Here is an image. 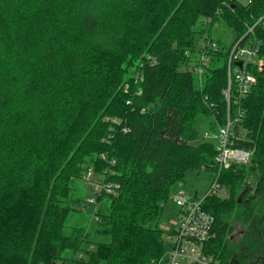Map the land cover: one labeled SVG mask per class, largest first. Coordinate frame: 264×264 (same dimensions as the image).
Returning <instances> with one entry per match:
<instances>
[{"label": "trees", "instance_id": "trees-1", "mask_svg": "<svg viewBox=\"0 0 264 264\" xmlns=\"http://www.w3.org/2000/svg\"><path fill=\"white\" fill-rule=\"evenodd\" d=\"M236 42L257 49L255 81L240 92L233 62L228 104ZM228 116L250 156L220 172L224 196L205 198V251L263 264L264 0H0V264H154L164 203L190 170L218 171ZM89 169L105 203L94 235L108 241L69 224L72 181Z\"/></svg>", "mask_w": 264, "mask_h": 264}, {"label": "built area", "instance_id": "built-area-1", "mask_svg": "<svg viewBox=\"0 0 264 264\" xmlns=\"http://www.w3.org/2000/svg\"><path fill=\"white\" fill-rule=\"evenodd\" d=\"M256 55L257 49L240 47L238 42L230 50L228 59L229 81L228 88L225 90L228 104L231 99L232 63L242 61V65L234 68V72L236 74V81L239 84L238 89L243 93L255 81V76L247 70L246 66L250 62L257 60ZM258 64H262V59L258 60ZM198 71L200 72L201 69L198 68ZM232 124L233 121L228 116L227 123L219 126L218 132L214 134V137L217 139L215 163L218 166V171L213 175L203 195H188L181 189L172 197L179 207L180 214L176 229L167 235L170 248L166 250L165 255L161 258L164 260V264H214V257L205 251V242L210 238L212 233L214 216L205 209L204 201L208 195L216 194L224 196L227 193V189L218 179L220 172L228 168L232 162H246L250 156L249 151L233 145L230 128ZM205 135L209 136L208 132H205ZM91 173L92 171L89 169L85 177L87 180L91 179ZM91 182L95 184L97 190L101 188L99 183L93 180ZM105 188L108 191L112 189L111 185ZM91 202L95 203L94 198L91 199ZM158 262L159 260L155 261L154 264Z\"/></svg>", "mask_w": 264, "mask_h": 264}, {"label": "rangeland", "instance_id": "rangeland-1", "mask_svg": "<svg viewBox=\"0 0 264 264\" xmlns=\"http://www.w3.org/2000/svg\"><path fill=\"white\" fill-rule=\"evenodd\" d=\"M213 33L215 36L221 37L222 40H230L229 29L223 23L215 24ZM202 42H204V40L200 38L199 45H201ZM210 120L211 119L206 116L201 117L198 124V129L200 130L201 135H203L205 131L211 132L209 126ZM211 174L212 172L204 169L190 170L186 174L185 179L182 182L178 183L175 188H173L170 198L164 203L158 222V226L163 229L165 235L175 230L178 225L179 208L176 205L175 201L172 199L173 194L178 189H183L188 195H195L197 193L198 196H202L210 183ZM91 181V179H75L72 181L73 191L68 202L73 204L76 209L73 211L72 215L69 218V224L88 226L89 231L96 240L108 241L109 236L96 234L94 235L95 219L92 213L97 205L98 207H101L105 206V203L95 204L91 202V199L95 197L97 191L95 184ZM73 199H77V201L75 202L73 201ZM86 204L87 206H85ZM232 222L235 223L236 226L234 231V235L236 237L239 235L240 226L237 224L236 220L232 219ZM165 247L166 250L170 248L169 241L166 242ZM157 264H164V260L160 259Z\"/></svg>", "mask_w": 264, "mask_h": 264}, {"label": "water", "instance_id": "water-1", "mask_svg": "<svg viewBox=\"0 0 264 264\" xmlns=\"http://www.w3.org/2000/svg\"><path fill=\"white\" fill-rule=\"evenodd\" d=\"M239 66H241L242 65V61L240 60V61H237L236 62ZM264 264V263H263Z\"/></svg>", "mask_w": 264, "mask_h": 264}]
</instances>
